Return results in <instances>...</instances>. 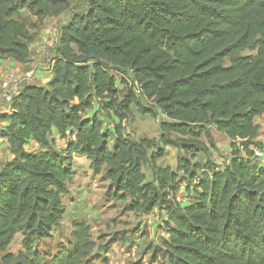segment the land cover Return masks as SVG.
I'll list each match as a JSON object with an SVG mask.
<instances>
[{
  "label": "trees",
  "instance_id": "16d2710c",
  "mask_svg": "<svg viewBox=\"0 0 264 264\" xmlns=\"http://www.w3.org/2000/svg\"><path fill=\"white\" fill-rule=\"evenodd\" d=\"M21 7L62 0H16ZM63 30L48 86L27 85L13 101L12 162L0 166V259L14 264H100L120 240L97 243L87 222H74L70 240L56 254L38 243L53 236L65 213L64 194L73 177L74 153L87 156L100 173L106 167L110 195L128 198L129 209L164 208L169 237L148 264H264V166L253 162L256 118L264 115V0H89ZM18 4L0 0V57L29 60L27 42L17 39L26 24ZM257 53L234 57L245 49ZM109 65L130 69L138 90L166 115L160 140L142 145H175L183 155L177 169L154 160L156 182H147L146 153L122 136L110 147L103 122L88 117L97 99L118 111ZM123 109L140 106L125 96ZM231 139L224 168L197 157L215 146L212 127ZM76 135L63 152L50 147L52 129ZM177 139H172L173 136ZM44 150L30 153L28 140ZM162 150L152 157L162 156ZM187 185L191 199L177 193ZM17 233L24 251L8 252ZM94 254V255H93ZM130 264H146L143 259Z\"/></svg>",
  "mask_w": 264,
  "mask_h": 264
},
{
  "label": "rangeland",
  "instance_id": "374dc122",
  "mask_svg": "<svg viewBox=\"0 0 264 264\" xmlns=\"http://www.w3.org/2000/svg\"><path fill=\"white\" fill-rule=\"evenodd\" d=\"M18 4L16 19L26 24L24 31H20L18 40L27 42L30 54L27 62H18L11 57H0L1 61L7 62L10 66L0 62V166L10 163L15 158V147L11 142L13 101L25 91L28 83H46V78H38L33 69L44 68L53 64V59L58 57V49L61 45L63 30L68 27L73 16L85 14L89 9V0H62L57 4L40 3L21 7ZM257 49L248 48L239 54L229 57L226 64L234 57L243 55L255 56ZM14 60V61H13ZM12 61V62H11ZM109 74L115 80L117 88V99L119 100L118 111L123 117L121 121L115 110H107L110 100L106 98L97 99L96 108L88 112V117L103 122V131L107 134L110 147L117 143L118 127H121L122 136L130 142L136 143L147 157L143 165L147 182H156L154 169L155 162L162 167L171 166L177 169L178 158L183 155L180 148L175 145L159 144L158 148H148L142 145L144 139L160 140L161 123L169 120L158 107L141 95L138 90L137 80L134 73L125 67L109 65ZM42 75V74H41ZM7 83V85H6ZM48 86V84L44 85ZM134 91L140 106H144L150 113L139 110V106L132 104L126 111L120 104L126 101L128 92ZM7 94L12 95V100H7ZM258 126L257 140L263 144L262 148H255L262 152L261 156L253 158V162L264 166V115L256 118ZM215 146H209L199 154L197 159L203 163L206 160L215 162L220 168H224L231 158V139L226 134L220 133L215 126L212 128ZM50 147L58 152H63L70 142L76 141V135L67 130L65 136L52 129L50 135ZM172 139H177L173 136ZM25 149L30 152H38L44 148L35 140H28ZM162 150L160 157L153 158L152 155ZM73 177L68 181V192L64 194L63 203L65 213L60 224L53 231V236L38 243V246L51 254H56L60 245L70 240L74 222H87L91 226L93 239L99 243H106L107 240L117 236L119 241L114 243L106 253V262L100 264H130L143 259L146 264L153 260V251L156 247L164 244L169 237L167 232V215L164 208L156 207L150 212L131 210L132 203L128 198L125 201H117L111 198V181L107 177L106 167L102 172H96L93 161L87 156H80L74 153L72 156ZM187 185L184 184L177 193L181 203L186 204L190 199L187 192ZM8 252L18 254L24 251L22 233H17L10 244ZM94 255V254H93ZM0 264H14V262L2 261ZM158 264H162L161 262Z\"/></svg>",
  "mask_w": 264,
  "mask_h": 264
},
{
  "label": "crops",
  "instance_id": "0c3cea01",
  "mask_svg": "<svg viewBox=\"0 0 264 264\" xmlns=\"http://www.w3.org/2000/svg\"><path fill=\"white\" fill-rule=\"evenodd\" d=\"M1 58H3V57H1ZM14 61V60H13ZM53 61V64L52 65H47V66H45L44 68H39V67H36L35 69H33V72L34 73H36V75L38 76V78H46L45 80H46V83H38V84H36V83H28V85H36V86H44V85H46V84H49L51 81V79H52V71H53V66H54V63H55V60L53 59L52 60ZM0 62H2V64H6L7 62H5V61H1L0 60ZM12 62V61H11ZM10 64V63H9ZM8 63H7V67H9L10 65H9ZM42 74V75H41ZM54 129H56V131H58V129L57 128H54ZM59 132V131H58Z\"/></svg>",
  "mask_w": 264,
  "mask_h": 264
},
{
  "label": "built area",
  "instance_id": "2783aa9c",
  "mask_svg": "<svg viewBox=\"0 0 264 264\" xmlns=\"http://www.w3.org/2000/svg\"><path fill=\"white\" fill-rule=\"evenodd\" d=\"M6 85H7V83H6ZM7 100H12V95L11 94H7ZM254 156L255 157H258V156H261L262 155V152L260 151V150H258V149H255L254 148Z\"/></svg>",
  "mask_w": 264,
  "mask_h": 264
}]
</instances>
